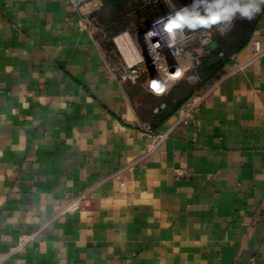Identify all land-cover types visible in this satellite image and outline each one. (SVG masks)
I'll return each mask as SVG.
<instances>
[{
	"label": "crops",
	"instance_id": "crops-1",
	"mask_svg": "<svg viewBox=\"0 0 264 264\" xmlns=\"http://www.w3.org/2000/svg\"><path fill=\"white\" fill-rule=\"evenodd\" d=\"M261 3L242 19L254 24L244 45L236 28L219 37L221 70L194 76L196 55L178 59L184 75L159 96L153 75L119 82L104 27H85L113 16L104 0H0V264H264V56L217 78L264 38ZM204 88L205 105L161 146L141 136L144 122L170 127ZM22 235L33 237L11 252Z\"/></svg>",
	"mask_w": 264,
	"mask_h": 264
},
{
	"label": "built area",
	"instance_id": "built-area-1",
	"mask_svg": "<svg viewBox=\"0 0 264 264\" xmlns=\"http://www.w3.org/2000/svg\"><path fill=\"white\" fill-rule=\"evenodd\" d=\"M67 1L78 9L96 0ZM143 2L147 5L161 6L163 11L145 23L136 33V37L141 43V58L133 64L122 65L115 62L112 64V70L117 75L119 82L131 81L138 84L150 78L151 66H154L156 78L154 77V80L151 81L150 90L156 95L162 96L169 92L173 82L184 75V68L180 66L177 60L182 56L195 54L196 62L192 66L195 74L196 68L201 63V55L198 52L202 51L205 55L210 54L212 42L219 37L226 36L233 29L238 19L234 9L239 8L242 1L222 0L226 9L221 17L215 22L211 21L191 31L185 28L188 18L193 17L196 10L206 3H209L210 7L221 8L223 4H220V0H143ZM261 8L260 1L256 0L248 18L254 20L259 15ZM176 24L179 26H175ZM85 27H89L93 31L98 30L101 27L98 16H90L85 22ZM252 46L251 56L236 66L221 71L217 76L218 81L244 69L253 61L264 56V38L260 34L256 33L253 36ZM220 54L223 55L224 50H221ZM211 91L212 88H204L194 92L179 108L176 121L165 130L158 131L149 123H141L139 128L141 136L148 138L153 148L161 146L177 126L187 125L194 119L195 114L205 105ZM166 106L167 103L162 102L155 111L158 112ZM83 198L84 194L79 195L73 202L64 206L59 214L78 210ZM32 237V235L20 236L18 243L11 249V252L22 250ZM5 256L0 258V262Z\"/></svg>",
	"mask_w": 264,
	"mask_h": 264
},
{
	"label": "rangeland",
	"instance_id": "rangeland-1",
	"mask_svg": "<svg viewBox=\"0 0 264 264\" xmlns=\"http://www.w3.org/2000/svg\"><path fill=\"white\" fill-rule=\"evenodd\" d=\"M220 4L222 3V0H220ZM241 5L239 8L234 9V13L237 15L238 19L235 22V25L233 27V30L235 28H237L239 26V23L242 21V19L245 16H249L251 13H245V11L242 9L243 6V2L245 0H241ZM134 2L137 4L136 7L133 9L135 12L129 16H120L119 19L117 20H111V18L108 16L107 19L105 17V20L102 21V24L104 26L103 31H101V33L103 34V38L104 40H107L108 42H110L113 46V57L115 59V62H119L122 65H126V61L122 55V53L118 50V46L115 42V38L118 36H121L123 34H128L134 45L139 49L140 52L141 51V43L138 40V38L136 37V33L138 32V30L148 21H150L152 18H154L155 16H157L158 14H160L163 10V8L161 6H156L154 4H145L143 2V0H134ZM256 0H253L252 6H254ZM209 3L204 4L203 6H201L200 8H198L196 10V12H198L199 9H204V8H208ZM215 7V6H214ZM220 8V7H219ZM217 7V10L213 13H211V16H199L196 17H189L188 21L185 23V28L188 29L189 31L193 30V29H197L199 26V22L200 20L204 21V23H210L212 20L211 18L214 16H218L219 18L222 15L221 10ZM252 9V8H251ZM195 12V13H196ZM210 15V14H209ZM101 24V22H100ZM192 56V55H189ZM202 56V55H201ZM187 60L186 56H182L181 59L182 60ZM201 58V57H200ZM153 74L151 73V76ZM195 76L197 75V73L195 72L194 74Z\"/></svg>",
	"mask_w": 264,
	"mask_h": 264
},
{
	"label": "trees",
	"instance_id": "trees-1",
	"mask_svg": "<svg viewBox=\"0 0 264 264\" xmlns=\"http://www.w3.org/2000/svg\"><path fill=\"white\" fill-rule=\"evenodd\" d=\"M108 5L111 6L113 16H109L111 20L115 21L120 18L121 13L130 11L136 7L134 0H104ZM262 0H260V3ZM262 4V3H261ZM206 24H199V28ZM254 30V24L241 21L239 26L231 33V36L235 37L236 45H244L251 33ZM219 47H229L228 39H218ZM110 48L113 46L110 44ZM229 60V53L224 52L223 56H218L216 51H212L209 55L201 59L199 64V71L202 76H211L214 72L221 70L225 63ZM189 87L188 82H184V88Z\"/></svg>",
	"mask_w": 264,
	"mask_h": 264
},
{
	"label": "bare ground",
	"instance_id": "bare-ground-1",
	"mask_svg": "<svg viewBox=\"0 0 264 264\" xmlns=\"http://www.w3.org/2000/svg\"><path fill=\"white\" fill-rule=\"evenodd\" d=\"M116 42L124 58L129 64H133L141 58V53L138 51L128 34L116 37Z\"/></svg>",
	"mask_w": 264,
	"mask_h": 264
},
{
	"label": "water",
	"instance_id": "water-1",
	"mask_svg": "<svg viewBox=\"0 0 264 264\" xmlns=\"http://www.w3.org/2000/svg\"><path fill=\"white\" fill-rule=\"evenodd\" d=\"M217 45H218V41H217V40H214V41L212 42V44L210 45V48H211L212 50H214V49H216ZM151 70H152V73H153L154 77H156V75H155V73H154V66H151Z\"/></svg>",
	"mask_w": 264,
	"mask_h": 264
},
{
	"label": "clouds",
	"instance_id": "clouds-1",
	"mask_svg": "<svg viewBox=\"0 0 264 264\" xmlns=\"http://www.w3.org/2000/svg\"><path fill=\"white\" fill-rule=\"evenodd\" d=\"M218 18H219L218 16H214V17L211 18V20H212V22H215V20H217ZM175 26H179V25L176 24ZM169 30H171V29H169Z\"/></svg>",
	"mask_w": 264,
	"mask_h": 264
}]
</instances>
